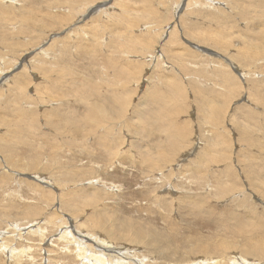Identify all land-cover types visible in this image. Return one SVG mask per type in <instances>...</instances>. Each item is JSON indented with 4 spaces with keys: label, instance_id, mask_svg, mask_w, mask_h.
Segmentation results:
<instances>
[{
    "label": "rangeland",
    "instance_id": "1",
    "mask_svg": "<svg viewBox=\"0 0 264 264\" xmlns=\"http://www.w3.org/2000/svg\"><path fill=\"white\" fill-rule=\"evenodd\" d=\"M0 233V264H264V0L0 1Z\"/></svg>",
    "mask_w": 264,
    "mask_h": 264
},
{
    "label": "bare ground",
    "instance_id": "2",
    "mask_svg": "<svg viewBox=\"0 0 264 264\" xmlns=\"http://www.w3.org/2000/svg\"><path fill=\"white\" fill-rule=\"evenodd\" d=\"M1 2H3V1H6V0H0ZM8 1V0H7ZM9 1H11V3H12V0H9ZM119 1V0H118ZM128 1V0H127ZM136 1V0H135ZM190 1V0H189ZM216 1V0H215ZM123 2V1H122ZM182 2V1H181ZM180 2V3H181ZM126 3V2H125ZM179 3V4H180ZM213 3V2H212ZM215 4V3H214ZM64 5V4H63ZM66 5H68V4H66ZM45 6V5H44ZM42 7V6H41ZM46 7V6H45ZM48 7V6H47ZM111 7V6H110ZM113 7V6H112ZM237 8V7H236ZM99 10V9H98ZM71 11V10H70ZM30 12V11H29ZM98 12V11H97ZM100 12V11H99ZM127 13V12H126ZM24 14V13H23ZM31 14H33V12L31 13L30 12V14L29 15H31ZM70 14V13H69ZM75 15V14H74ZM86 15V14H85ZM54 16V15H53ZM122 16V15H121ZM23 17V16H22ZM102 17H103V15H102ZM31 18H32V16H31ZM71 18V17H70ZM73 18V17H72ZM24 19H26L25 17H24ZM24 19H22L23 21H24ZM35 19V18H34ZM61 21H62V19H60ZM97 20V19H96ZM2 21V20H1ZM6 21V20H5ZM31 21H34V20H31ZM96 22V21H95ZM97 24V23H96ZM63 26V25H62ZM131 26V25H130ZM21 27V26H20ZM19 29V28H18ZM17 29V30H18ZM24 29V28H23ZM22 29V31L20 30V34H24L26 31H27V29H24L23 30ZM81 29V28H80ZM79 29V33L80 34H83L84 32L82 31V30H80ZM171 29H169V31H170ZM74 31L75 30H73L72 32L74 33ZM30 32V31H29ZM69 33L70 35H73V33ZM169 33V32H168ZM218 33V32H217ZM74 34H76V33H74ZM178 35V34H177ZM12 36V35H11ZM26 45V44H25ZM30 46V45H29ZM44 51V50H43ZM44 53V52H43ZM37 54H39V53H37ZM44 55V54H43ZM45 56V55H44ZM38 57H39V55H38ZM174 57V56H173ZM228 57V56H227ZM130 59V58H129ZM21 60V59H20ZM23 60V59H22ZM151 60V59H150ZM174 61V60H173ZM23 68H25L23 65H21ZM58 66V65H57ZM197 66V65H196ZM27 67V66H26ZM17 70V69H16ZM27 70V69H26ZM45 71V70H44ZM25 72H27V71H25ZM29 73V72H28ZM45 74V73H44ZM45 79H47V78H45ZM180 90V89H179ZM234 90V89H233ZM39 93V92H38ZM94 96H95V94H94ZM43 98V97H42ZM211 101V100H210ZM172 102V101H171ZM170 102V103H171ZM168 103V102H167ZM116 106V105H115ZM119 108V107H118ZM121 109V108H120ZM119 110V109H118ZM140 112V111H139ZM154 113H156V110L155 111H153ZM107 114V113H106ZM105 114V115H106ZM117 114V113H116ZM111 116H112V114H111ZM110 116V117H111ZM164 117V116H163ZM150 119V118H149ZM154 120H157V119H155L154 118ZM159 120V119H158ZM105 125V124H104ZM168 126V125H167ZM254 126V125H253ZM158 127V126H157ZM222 128V127H221ZM160 129V128H159ZM162 129V128H161ZM164 129V128H163ZM188 129V128H187ZM246 173V172H245ZM37 178V177H36ZM44 179V178H43ZM248 180V179H247ZM38 181H40V180H38ZM42 183V182H41ZM256 185V184H255ZM167 187V186H166ZM58 223H60L59 225L61 226L62 225V221H58ZM31 228L32 227H34L33 225H31L30 226ZM50 227V226H49ZM29 228V227H28ZM18 232H20V231H18ZM44 232V230L42 229V230H40L39 229V227H36L35 229H32V230H29L28 231V233H31V234H35L36 236H38V237H40L41 236V234ZM22 233V232H21ZM80 232L77 234L78 235V237L79 238H81L80 237ZM5 235V234H4ZM2 237V234L0 233V238ZM19 237H20V235H19ZM69 237H71L70 239H72L73 240V234H71V233H67V232H63L59 237H58V240L60 241V240H64V239H69ZM12 238V237H11ZM57 238V237H56ZM55 238V239H56ZM84 238V237H83ZM9 239V238H8ZM42 239V238H41ZM69 239V240H70ZM2 240H0V242H1ZM65 241V240H64ZM79 241H82V243H83V240H79ZM3 242H4V240H3ZM70 243V242H69ZM79 243V242H78ZM242 243V242H241ZM103 244V243H102ZM105 244V243H104ZM63 245V244H62ZM69 245H71V244H69ZM79 245H80V243H79ZM94 245V244H93ZM52 246V245H51ZM83 246V245H82ZM67 247H68V245H67ZM84 247V246H83ZM83 247H77L76 249H77V257L79 258V259H81L80 257H82V258H84L85 259V257H84V255H85V247L83 248ZM9 248H8V246L5 244V243H0V251H6V250H8ZM114 249V248H113ZM256 249V248H255ZM262 249V248H261ZM65 250V249H64ZM87 250V249H86ZM32 251V250H31ZM88 251V250H87ZM105 251V250H104ZM113 251V250H112ZM257 251V250H256ZM259 251V250H258ZM107 252V251H106ZM11 257H13L12 255H14V257H17V255L18 254H16V250H12L11 252ZM9 253V254H10ZM88 253V252H87ZM248 253V252H247ZM2 254V253H1ZM64 254V253H63ZM126 254V253H125ZM23 255H26V252H24L21 256H23ZM68 255V254H67ZM102 255V254H101ZM104 255H105V253H104ZM20 256V255H19ZM99 256V255H98ZM107 256H110V255H107ZM53 257V256H52ZM93 257H95V256H93ZM105 257V256H104ZM114 258H118V257H116V256H113ZM87 258L88 259H90V258H92L91 256H90V254L87 256ZM96 259L94 260L93 258L91 259V260H89V261H84L85 262V264H107V261H105L104 259H101V256L98 258V257H95ZM102 258H103V256H102ZM119 258H121V257H119ZM240 258V257H239ZM109 260H110V262H108V264H113V263H116V260H112L111 259V256L108 258ZM107 260V259H106ZM243 260V259H242ZM118 261V260H117ZM240 261H241V258H240ZM31 262V261H30ZM82 262V261H81ZM83 262V263H84ZM241 262H244V261H241ZM247 262V261H246ZM246 262H244V263H246ZM82 263V264H83ZM199 263V262H198ZM200 263H205V261H200ZM60 264V263H59ZM81 264V263H80ZM117 264H126V262H122V263H118L117 262ZM128 264V263H127Z\"/></svg>",
    "mask_w": 264,
    "mask_h": 264
}]
</instances>
